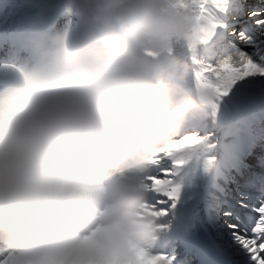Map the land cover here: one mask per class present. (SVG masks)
<instances>
[{"label":"clouds","instance_id":"obj_1","mask_svg":"<svg viewBox=\"0 0 264 264\" xmlns=\"http://www.w3.org/2000/svg\"><path fill=\"white\" fill-rule=\"evenodd\" d=\"M210 9L60 0L71 24L24 66L0 65V264H155L167 225L154 196L180 180L153 178L202 153L185 129L217 99L184 56Z\"/></svg>","mask_w":264,"mask_h":264},{"label":"snow or ice","instance_id":"obj_2","mask_svg":"<svg viewBox=\"0 0 264 264\" xmlns=\"http://www.w3.org/2000/svg\"><path fill=\"white\" fill-rule=\"evenodd\" d=\"M203 2L206 5L210 4L211 7H215L220 11H225V0H203ZM257 14L258 11L249 13V15ZM261 22L262 21H257V23ZM215 27L216 24L210 19L209 27L204 30L202 42L207 41L213 35ZM233 35H237L238 39L241 41H249L250 39L249 36L243 32L238 34L233 33ZM259 58L261 61H264V53H261ZM193 62L197 65V70L194 75L200 82L210 84L215 90L217 98L227 94L232 84L243 77L252 74L264 75V63L254 61L251 56L243 51H236L234 55L225 57L214 64H204L195 57H193ZM185 137L188 140V147H197L204 144L203 139L194 132L185 133ZM185 137H182L181 141H183ZM211 161L212 157L206 158L207 164H210ZM182 163L183 162H179V164ZM160 172L161 174L155 176L153 179L161 183L165 182V178L172 176L168 168H161ZM167 183L171 185L170 188L156 193L157 196L163 197V199L156 200L157 205L165 204L169 201L171 202L168 207H159L161 214L165 216L168 215L170 208L175 207L181 192L180 184L177 185L173 183L171 179H168ZM245 211V206L242 204L238 209L242 223H233L229 225V227L234 230L233 235L236 242L245 250L253 264H264V199L260 200L258 205L252 209L255 213L254 216H246ZM155 264H170V262L160 255L155 257Z\"/></svg>","mask_w":264,"mask_h":264},{"label":"rangeland","instance_id":"obj_3","mask_svg":"<svg viewBox=\"0 0 264 264\" xmlns=\"http://www.w3.org/2000/svg\"><path fill=\"white\" fill-rule=\"evenodd\" d=\"M234 2H239L238 0H233ZM41 2V1H40ZM247 3H250L251 5L248 6V8L243 9V6ZM2 5V3L0 4ZM12 3H10V12H12L11 10L12 8ZM230 5V2L225 0L224 3V8L225 11H220L219 9L215 8V7H211L210 9V19L216 24V27L214 28L213 31V35L205 42L201 43V47L203 49V52L205 53L206 59H210L214 56L215 52L217 51V48H215L213 46L214 41L220 37L222 34L224 37L230 38L231 40H233L236 43V47L232 48L229 47L227 49L226 53H229V56H232L236 53V51H243L245 53H247L249 56H251V58L258 62V63H264V61L260 60V54L264 53V39H259L260 36H264V0H247V1H241L240 4V10L244 11L245 13V20L242 19V21L238 20L236 22H232L229 23L228 22V17L226 15V7ZM246 9H249L250 12L252 11H258L257 15H249L248 12H245ZM15 20V17H13L12 22ZM73 17L71 16V18L67 21V25L69 26V24L72 22ZM257 21H262L261 23H257ZM240 24H237L239 23ZM8 25V23L6 24ZM253 25L256 26V29L254 30V34L256 33L258 35L257 38H254L253 35L251 33H253ZM9 27L11 25H8ZM230 26V27H229ZM229 27V29H228ZM231 30L228 34L225 33L226 30ZM245 33L246 35L249 36L250 40L249 41H241L238 39L237 35H233V33ZM257 39V40H256ZM252 75L243 77L241 79H239L238 81L243 82L244 81V85H241L240 87V91L238 92H228L225 95L220 96L223 100L221 101L223 105H225V110H223L221 113L218 112H212V107H209L205 110H203L204 114L206 115L208 122H206L205 120L202 121H197V115H195L191 120L192 122H194V124H196V126H199V123H203L208 125V124H213L214 120L218 117V119H226L229 110L232 107H237L240 105H244L247 101V98L249 95L252 94V92L259 88V87H264V75H262V79L257 83V84H248V80L251 78ZM188 85L191 87H195V80L194 78H192L191 81H188ZM216 101V100H215ZM263 103V102H261ZM263 105V104H261ZM199 122V123H198ZM201 125V126H203ZM200 126V127H201ZM205 126V125H204ZM204 157L202 158V162H204V165H200L198 168H196L195 170H193L189 175H193L195 174V172L199 169V168H203V172L204 175L206 174L207 168L209 166V164L206 163V158L207 157H212L215 158L216 154H215V149L214 146H212L210 143L209 138L205 135L204 136ZM233 140H230L229 144L232 143ZM210 146V147H208ZM213 149V153H210L211 150ZM215 151V152H214ZM213 160V159H212ZM161 165V164H160ZM157 169L156 174L160 175L161 172V168L162 165ZM243 186L240 185L239 190H236L235 187H233L232 189L235 191L236 196L234 199H231L232 202H234L235 208L234 210H238L240 208V206L243 204L245 206V215L247 216H254L255 213L252 211V209L258 205V203L260 202V200L264 199V187L260 186V188L258 189H254V188H249L250 193H255L260 196V198L256 197L255 202L254 199L249 198L248 196H244L243 195V190H242ZM157 199H162V198H157ZM155 199V200H157ZM171 202H167L165 204H160L158 205V207H168L169 204ZM167 204V206H165ZM219 218L222 216V222L220 223V225L224 228H226L228 230V240H230V245H232L234 238L233 232L234 230L232 228L229 227V225L233 224V223H240L242 222L240 220V216L239 218H237L236 214L234 212H223L219 213L217 215ZM169 222V220H167V222L165 223L167 225V223ZM226 233V232H224ZM165 238V234L164 235H160V239L159 241L163 240ZM225 239H227L225 237ZM236 241V240H235ZM158 244V243H157ZM156 249V248H155ZM244 251L241 250L239 251V254H242ZM157 253V252H156ZM159 255L163 256L167 261L170 262V264H172V261L170 259L169 256L165 255L164 252H158ZM237 255L238 257H240V255ZM238 257L235 258V262L236 263H240V264H247V263H251L252 261L248 259L247 261L244 262H240L238 260ZM237 259V260H236Z\"/></svg>","mask_w":264,"mask_h":264},{"label":"bare ground","instance_id":"obj_4","mask_svg":"<svg viewBox=\"0 0 264 264\" xmlns=\"http://www.w3.org/2000/svg\"><path fill=\"white\" fill-rule=\"evenodd\" d=\"M36 10V9H35ZM33 16V14H26L25 17H20L17 21L19 27L22 28L21 31H23L25 28L28 27V25L30 24L31 22V17ZM256 29V26H253V31ZM254 35V33H253ZM256 37V35H255ZM261 39H264V36L261 37ZM4 40V39H3ZM6 40V39H5ZM1 60V59H0ZM238 111L236 110L234 112V116L235 114L237 113ZM202 120H205L206 122L208 121L206 115L204 114L203 111H201L200 113L197 114V121H202ZM204 136V132L201 133V138ZM225 158V161L224 163L222 162H218V165H221V164H225L226 162H231V163H236L238 160H237V154H238V150H235L233 148H230L228 146H224L222 148V152H221ZM210 169V168H209ZM209 171V170H208ZM203 170H197V172L193 175H191L190 177L187 176V177H184L180 180V185H181V192H180V195H179V199L177 200L176 203H185L184 207H182V210L186 209V207L188 206V204L194 200L195 197H197L201 191H202V187L198 190L197 193L195 188L197 186H201V184L204 183V185L207 184V182H209L210 180H208V172H207V176L204 177L203 176ZM171 178H173V175L171 176ZM220 178H222L223 180H225L226 178L225 177H222V175H220ZM174 179V178H173ZM212 183V187L211 188H215V183L213 181H211ZM211 183L208 185V186H211ZM195 193V194H194ZM227 194H230V190H227L226 192ZM222 200V197H220L218 199V202ZM211 210H213L212 207H210ZM166 221V216L164 217V221ZM199 222L200 224L197 225V229H198V232L200 231V226H205L208 228V225L209 227L211 228L213 234L215 236H217L218 239H220V236L218 235V232L221 230L220 227H216V219H214L213 217H209V218H205L203 219L202 216L200 217L199 219ZM224 232L223 231H220V234H223ZM161 235H164V232L162 231L161 232ZM169 235V234H167ZM233 240V243H232V246H231V251L233 253H237L238 251H241L243 250L244 253L239 257V261H247L248 259V254L245 252V250L243 248H241V246L235 241V239H232ZM169 241L168 240H164L162 242V244H165V243H168ZM221 250L223 252H225V250H228V247L225 243H221ZM229 259V258H228ZM229 261L231 262V260L229 259ZM250 264H253V262H251Z\"/></svg>","mask_w":264,"mask_h":264},{"label":"trees","instance_id":"obj_5","mask_svg":"<svg viewBox=\"0 0 264 264\" xmlns=\"http://www.w3.org/2000/svg\"><path fill=\"white\" fill-rule=\"evenodd\" d=\"M233 11H234V9H233V10H231V11H229V12H228V14H230V13H231V12H233Z\"/></svg>","mask_w":264,"mask_h":264}]
</instances>
